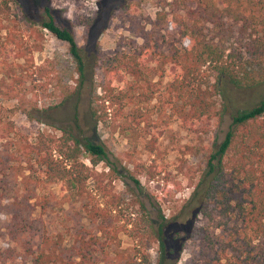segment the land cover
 Listing matches in <instances>:
<instances>
[{"label":"rangeland","instance_id":"374dc122","mask_svg":"<svg viewBox=\"0 0 264 264\" xmlns=\"http://www.w3.org/2000/svg\"><path fill=\"white\" fill-rule=\"evenodd\" d=\"M154 1L11 0L8 9H0V145L8 143L15 152L25 142H33L38 133L59 137L65 130L100 144L105 152L103 159L92 164L81 150L79 160L87 168V176L79 190L45 176L37 164L28 170L25 162L10 161L18 171L15 184L19 185L22 174L30 173L29 186L38 199L46 200L44 209L37 205L33 216L51 238L63 243L71 239L70 212L83 216L84 203H104L112 209L108 201L115 204L121 195L118 222L128 229V222L132 226L143 223L134 196L153 221L171 218L188 198L208 151L221 140L234 109L264 98V83L237 89L225 80L216 81L215 73L204 68L198 80L208 91L213 111L223 108L221 120L217 125L212 116L195 121L194 130H187L167 103L171 69H160L159 59L152 55L146 60L147 68L142 67L146 80L136 81L119 61L141 43L130 28L151 29L159 42L166 36L154 21ZM44 7L73 31L84 63L82 78L67 44L40 26L46 18ZM242 23L239 20L232 26L234 34ZM245 29L247 33L250 26ZM93 108L100 117L97 121ZM132 178L138 180V186ZM132 192L134 196H130ZM5 221L2 217L1 222ZM117 237L111 254L118 252L122 262L130 257L133 264H145L135 255L140 249L154 264L157 243L152 236L132 237L120 231ZM11 245L0 234V249ZM185 256L182 252L177 264Z\"/></svg>","mask_w":264,"mask_h":264},{"label":"trees","instance_id":"16d2710c","mask_svg":"<svg viewBox=\"0 0 264 264\" xmlns=\"http://www.w3.org/2000/svg\"><path fill=\"white\" fill-rule=\"evenodd\" d=\"M9 1L0 0V9H8ZM154 2V21L166 36L159 42L151 29L130 28L141 43L132 54L122 56L120 63L136 81H143L142 67L147 68V58L156 55L160 69H171L167 103L181 124L194 130L195 121L216 116L218 125L223 108L213 111L198 77L209 68L216 81L225 80L237 89L264 83V0ZM44 11L46 18L40 26L67 44L82 78L84 63L73 31L59 24L47 7ZM239 20L243 23L234 34L232 26ZM246 25L250 26L247 33ZM234 44L237 47L232 48ZM91 110L95 121L99 120L97 108ZM82 149L92 164L105 157L100 144L65 130L59 137L38 133L33 142H25L15 152L8 143L0 145V234L12 242L0 249V264H133L130 257L122 262L118 252L110 253L120 231L132 237L152 236L157 243L154 264H177L182 252L186 256L180 264H264V98L234 109L221 140L208 151L188 198L171 218L153 221L133 192L130 196L142 210L143 223L132 226L128 222L129 229L118 222L121 195L115 204L108 201L112 209L104 203H84L83 216L70 212L71 239L63 243L51 238L33 216L37 205L44 209L46 200L38 199L29 186L30 173L22 174L19 185L15 184L18 171L10 161H23L28 170L37 164L45 176L79 190L87 176L79 160ZM132 180L138 186V180ZM135 252L150 264L143 251Z\"/></svg>","mask_w":264,"mask_h":264}]
</instances>
